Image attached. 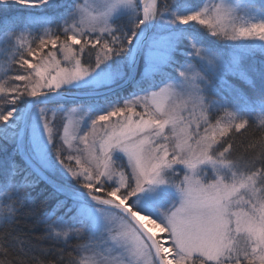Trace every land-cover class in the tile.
<instances>
[{
    "label": "snow or ice",
    "instance_id": "snow-or-ice-1",
    "mask_svg": "<svg viewBox=\"0 0 264 264\" xmlns=\"http://www.w3.org/2000/svg\"><path fill=\"white\" fill-rule=\"evenodd\" d=\"M0 43L26 73L0 79V227L76 240L67 264H264V5L0 0ZM85 94L61 132L49 113Z\"/></svg>",
    "mask_w": 264,
    "mask_h": 264
},
{
    "label": "trees",
    "instance_id": "trees-1",
    "mask_svg": "<svg viewBox=\"0 0 264 264\" xmlns=\"http://www.w3.org/2000/svg\"><path fill=\"white\" fill-rule=\"evenodd\" d=\"M206 0H203V3ZM185 3H191V0H182ZM255 3L259 5H264V0H255ZM14 11L19 14H26L29 10L21 6L19 9H14ZM54 27V26H53ZM43 31V28L36 26L31 30V36L25 34V44L32 40L33 37L39 35ZM15 43V41H14ZM5 45L0 43V49ZM33 48L36 47V44L31 45ZM50 48L48 46L46 49ZM30 59V57H25ZM7 73L8 78H12L16 74H26L24 69H20L18 65L6 61L2 56H0V79L4 78V74ZM243 87V85H240ZM129 91L125 90L124 94ZM110 99H114V96H109ZM260 125L256 122L252 124L246 131H241L240 133L234 134L232 139L235 144L234 151L242 157H247L245 152L246 146L249 142V139L253 137V134L260 135L258 129ZM44 185H40L34 190H31L32 197L35 199L34 210L37 215L43 213L50 202L45 200V194H41V189ZM28 207H33L29 204ZM27 208L24 209L27 212ZM11 233L7 241L4 240L5 233ZM19 234V235H17ZM44 236V225L35 224L34 217L21 214L18 216L17 220L12 225H4L0 227V264H3L5 260L12 261H23L24 264H28L29 260L35 258L38 264H50V262L57 256L58 253L62 252L64 259V264H67V261L71 256L76 254L72 252V247L77 243L76 240H69L68 243L62 244L59 241L43 239ZM15 238V239H13ZM23 242V243H21ZM27 251V255H24V251Z\"/></svg>",
    "mask_w": 264,
    "mask_h": 264
},
{
    "label": "rangeland",
    "instance_id": "rangeland-1",
    "mask_svg": "<svg viewBox=\"0 0 264 264\" xmlns=\"http://www.w3.org/2000/svg\"><path fill=\"white\" fill-rule=\"evenodd\" d=\"M65 2H66V0H65ZM91 2H92V0H77V3L82 4V5L83 4H90ZM218 2H220V0H206L204 3L213 4V3H218ZM49 46H50V48L44 50L45 53H47L48 51L51 50V45H49ZM58 58H59V55H58ZM30 59H32V58H30ZM33 62H35V61H33ZM16 75H19V74H16ZM21 75H24V74H21ZM89 103L95 104L96 100L86 101L84 108H82L80 105H70L67 107V109L64 112L58 114L57 116L54 117L52 113H49V116H50V118H53L57 121L59 130L61 132L63 131V125L65 123H68L69 121H75V120L79 119L81 126H83L84 120L87 119L86 105ZM96 114H99V113L98 112L93 113V118ZM216 115H219V114H216ZM216 115H213V117H212L213 120L216 119ZM89 123H90V121H89ZM257 123L259 124L258 120H257ZM80 134L82 135V133H80ZM75 146L83 147V145H75ZM233 154H234V156H238L242 160L247 158V157H242V156L238 155V153H236V151H234ZM125 163H126V161H125ZM178 171H180V175H183L182 170H178Z\"/></svg>",
    "mask_w": 264,
    "mask_h": 264
},
{
    "label": "water",
    "instance_id": "water-1",
    "mask_svg": "<svg viewBox=\"0 0 264 264\" xmlns=\"http://www.w3.org/2000/svg\"><path fill=\"white\" fill-rule=\"evenodd\" d=\"M114 91L115 92H119L120 90L119 89H114ZM112 94L111 93H109V96H111ZM84 100H85V102L86 101H94V100H96V98L95 97H90V96H88L87 94H85L84 95Z\"/></svg>",
    "mask_w": 264,
    "mask_h": 264
}]
</instances>
